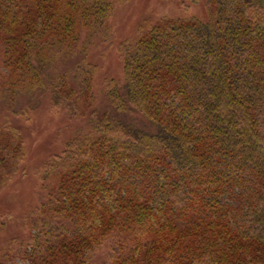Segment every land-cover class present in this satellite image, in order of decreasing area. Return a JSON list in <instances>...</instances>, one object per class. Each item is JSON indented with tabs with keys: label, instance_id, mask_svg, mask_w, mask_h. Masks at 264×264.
Wrapping results in <instances>:
<instances>
[{
	"label": "trees",
	"instance_id": "16d2710c",
	"mask_svg": "<svg viewBox=\"0 0 264 264\" xmlns=\"http://www.w3.org/2000/svg\"><path fill=\"white\" fill-rule=\"evenodd\" d=\"M120 1L0 0V100L27 116L48 93L89 128L41 172L31 264H96L111 241L102 264H264V0L140 26L100 100L87 53ZM25 156L0 128V187Z\"/></svg>",
	"mask_w": 264,
	"mask_h": 264
},
{
	"label": "rangeland",
	"instance_id": "374dc122",
	"mask_svg": "<svg viewBox=\"0 0 264 264\" xmlns=\"http://www.w3.org/2000/svg\"><path fill=\"white\" fill-rule=\"evenodd\" d=\"M205 1L122 0L117 3L108 20L107 33L99 35L87 53L89 62L97 65L94 90L98 98H104L102 92L109 79L124 80V61L119 45L125 39L135 38L140 26L157 23L164 17L206 19ZM35 101L37 107L27 116H16L0 100V128L10 122L19 127L26 147L19 170L0 187V264H31L28 252L35 232L33 220L38 218L32 213L47 195L42 189L41 172L49 159L63 150L68 139L89 130L86 119L56 109L48 93L40 94ZM30 103L25 98L19 106ZM112 243L107 242L98 251L96 264L107 260Z\"/></svg>",
	"mask_w": 264,
	"mask_h": 264
}]
</instances>
